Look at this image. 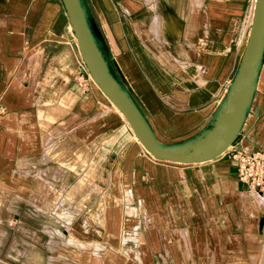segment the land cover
<instances>
[{"label": "crops", "instance_id": "0c3cea01", "mask_svg": "<svg viewBox=\"0 0 264 264\" xmlns=\"http://www.w3.org/2000/svg\"><path fill=\"white\" fill-rule=\"evenodd\" d=\"M81 3L158 143L213 127L255 0ZM232 146L264 151V46ZM252 192L231 157L175 163L143 147L61 0H0V264H264Z\"/></svg>", "mask_w": 264, "mask_h": 264}, {"label": "water", "instance_id": "95a60500", "mask_svg": "<svg viewBox=\"0 0 264 264\" xmlns=\"http://www.w3.org/2000/svg\"><path fill=\"white\" fill-rule=\"evenodd\" d=\"M90 77L119 109L143 147L156 159L200 163L222 155L235 141L252 97L264 46V0H255L247 41L235 76L211 129L191 141L164 145L112 75L87 22L81 0H61Z\"/></svg>", "mask_w": 264, "mask_h": 264}, {"label": "built area", "instance_id": "2783aa9c", "mask_svg": "<svg viewBox=\"0 0 264 264\" xmlns=\"http://www.w3.org/2000/svg\"><path fill=\"white\" fill-rule=\"evenodd\" d=\"M236 162L239 181L246 183L249 189H264V151L235 150L231 153Z\"/></svg>", "mask_w": 264, "mask_h": 264}, {"label": "rangeland", "instance_id": "374dc122", "mask_svg": "<svg viewBox=\"0 0 264 264\" xmlns=\"http://www.w3.org/2000/svg\"><path fill=\"white\" fill-rule=\"evenodd\" d=\"M82 6H83V10H84V13H85V15H86V7H85V5L82 3ZM230 149V150H229ZM235 150H240V148L239 147H229L222 155L223 156H225V157H227V158H229V157H231V153L233 152V151H235ZM228 151V152H227ZM253 151L254 152H257V151H262V150H259V149H256V150H254L253 149ZM232 158V157H231ZM238 179V178H237ZM239 181V180H238ZM242 184H243V186H245V188L248 190L249 189V187L247 186V184L246 183H243L242 182ZM257 193H262V194H264V189H253V192H252V197H255V194H257ZM256 200V199H255ZM257 201V200H256ZM259 201V200H258ZM259 205H260V207H261V209L259 210V212H258V216H257V220H258V230H259V233L261 234V236L264 234V202L263 201H259V202H257ZM114 235H116L115 233H113Z\"/></svg>", "mask_w": 264, "mask_h": 264}, {"label": "bare ground", "instance_id": "6f19581e", "mask_svg": "<svg viewBox=\"0 0 264 264\" xmlns=\"http://www.w3.org/2000/svg\"><path fill=\"white\" fill-rule=\"evenodd\" d=\"M251 21H252V19H251ZM250 21V22H251ZM251 24V23H250ZM249 34V33H248ZM109 99V98H108ZM110 101V100H109ZM111 102V101H110ZM112 103V102H111ZM112 105L119 111V109L112 103ZM120 112V111H119ZM121 113V112H120ZM122 114V113H121ZM123 115V114H122ZM255 197H256V199H258L259 201H263L264 202V194H262V193H257V194H255ZM130 201V200H129ZM128 202V201H127Z\"/></svg>", "mask_w": 264, "mask_h": 264}]
</instances>
